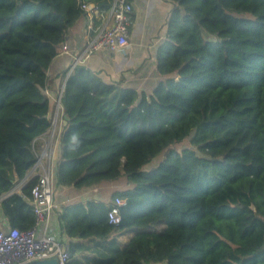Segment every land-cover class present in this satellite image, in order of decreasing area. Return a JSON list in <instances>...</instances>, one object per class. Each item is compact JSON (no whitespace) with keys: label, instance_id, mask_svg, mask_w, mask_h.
Listing matches in <instances>:
<instances>
[{"label":"trees","instance_id":"1","mask_svg":"<svg viewBox=\"0 0 264 264\" xmlns=\"http://www.w3.org/2000/svg\"><path fill=\"white\" fill-rule=\"evenodd\" d=\"M114 0H0V210L35 224V140L52 127L50 69L68 29ZM147 95L85 65L65 72L54 187L125 177L121 223L89 200L59 213L67 264H264V0H170ZM181 146H184L181 148ZM158 160V164L146 167Z\"/></svg>","mask_w":264,"mask_h":264},{"label":"crops","instance_id":"2","mask_svg":"<svg viewBox=\"0 0 264 264\" xmlns=\"http://www.w3.org/2000/svg\"><path fill=\"white\" fill-rule=\"evenodd\" d=\"M134 4V19L130 28L128 45L121 51L102 49L93 53L82 64L99 74L107 83H120L150 95L164 80L157 69L158 54L167 36L169 16L174 8L170 0H131ZM109 13L98 14L86 11L65 35L64 43L59 47V55L48 70V97L50 100L49 118L51 129L35 140L37 164L27 177L18 182L14 191L21 192L31 179L38 178L45 172L55 177L57 162L61 155V134L66 124V114L62 104V92L65 85L63 74L71 73L75 53H82L95 29L109 22ZM69 46L71 53H65L63 45ZM130 188L125 177L105 182L102 185L77 190L70 187H54V211L52 232L68 241L63 233L59 213L68 204L86 203L89 200L105 202L111 205L113 195ZM10 223L2 213L0 230L9 229ZM156 264H167L165 262Z\"/></svg>","mask_w":264,"mask_h":264},{"label":"built area","instance_id":"3","mask_svg":"<svg viewBox=\"0 0 264 264\" xmlns=\"http://www.w3.org/2000/svg\"><path fill=\"white\" fill-rule=\"evenodd\" d=\"M81 7L85 11L98 14L109 13V22L95 29L93 37L82 53L73 54L72 71L96 51L110 49L121 52L128 45L134 19V4L131 0H114L110 9L105 12H100L93 4L83 3ZM62 49L65 53H71L67 44H64ZM31 196L35 224L26 230L14 227L5 231L0 230V264H27L54 258L59 264H67L70 256L67 244L52 232L54 181L50 173L45 172L37 178ZM124 204L125 201L119 197L111 203L108 215L111 224L121 223L120 207Z\"/></svg>","mask_w":264,"mask_h":264},{"label":"water","instance_id":"4","mask_svg":"<svg viewBox=\"0 0 264 264\" xmlns=\"http://www.w3.org/2000/svg\"><path fill=\"white\" fill-rule=\"evenodd\" d=\"M27 264H59L57 259H45V260H36L29 262Z\"/></svg>","mask_w":264,"mask_h":264},{"label":"rangeland","instance_id":"5","mask_svg":"<svg viewBox=\"0 0 264 264\" xmlns=\"http://www.w3.org/2000/svg\"><path fill=\"white\" fill-rule=\"evenodd\" d=\"M183 147H184V146H181V148H183ZM157 164H158V160H156V161L153 162L152 164L148 165V166L146 167V169L149 170V169L153 168L154 166H156Z\"/></svg>","mask_w":264,"mask_h":264}]
</instances>
